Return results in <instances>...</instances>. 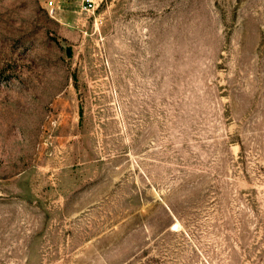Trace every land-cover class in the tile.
<instances>
[{"label":"rangeland","instance_id":"1","mask_svg":"<svg viewBox=\"0 0 264 264\" xmlns=\"http://www.w3.org/2000/svg\"><path fill=\"white\" fill-rule=\"evenodd\" d=\"M0 264H264V0H0Z\"/></svg>","mask_w":264,"mask_h":264},{"label":"built area","instance_id":"2","mask_svg":"<svg viewBox=\"0 0 264 264\" xmlns=\"http://www.w3.org/2000/svg\"><path fill=\"white\" fill-rule=\"evenodd\" d=\"M83 1V7L86 10H90L95 8L97 0H82ZM51 7L53 8V2L50 3Z\"/></svg>","mask_w":264,"mask_h":264}]
</instances>
